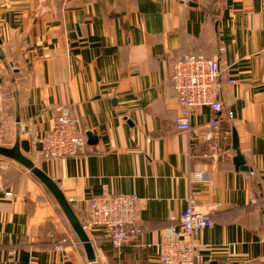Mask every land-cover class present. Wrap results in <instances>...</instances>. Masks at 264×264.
I'll return each instance as SVG.
<instances>
[{
  "label": "crops",
  "instance_id": "1",
  "mask_svg": "<svg viewBox=\"0 0 264 264\" xmlns=\"http://www.w3.org/2000/svg\"><path fill=\"white\" fill-rule=\"evenodd\" d=\"M183 1L0 0L2 147L29 143L22 154L55 181L97 264H161L166 230L183 239L189 198L212 221L193 237L205 246L198 264H264V0ZM184 54L216 59L221 73L222 112L198 108L188 132L176 129L169 83ZM60 107L97 142L86 138L84 155L45 160ZM227 110L221 144L230 154L215 161L204 126ZM233 131L248 171H235ZM0 171L13 194H0V264H88L48 190L11 160L0 157ZM115 195L137 196L143 230L120 249L87 227L86 201Z\"/></svg>",
  "mask_w": 264,
  "mask_h": 264
},
{
  "label": "built area",
  "instance_id": "2",
  "mask_svg": "<svg viewBox=\"0 0 264 264\" xmlns=\"http://www.w3.org/2000/svg\"><path fill=\"white\" fill-rule=\"evenodd\" d=\"M184 4L197 3L199 0H184ZM218 61L203 56L184 54L175 60L171 66L169 83L172 86L178 106L181 110L176 119V129L188 132L190 117L195 110L208 107L214 112H222L218 98V81L220 77ZM230 83H234L231 81ZM7 103L0 86V146L3 145L1 124L7 111ZM57 117L53 128L44 137L42 142V156L45 160H58L67 157L84 155L87 150L86 138L77 120L68 114L66 108L57 109ZM233 113L224 111L216 116L209 124L205 125L207 140L210 142L209 157L219 160L230 154V149L221 144L225 133L222 132L221 122L232 118ZM4 167V166H2ZM196 181H201V174H197ZM204 181V180H203ZM0 194L4 198H12L11 192H6L0 171ZM137 196L115 195L96 198L86 201L89 228L101 229L104 237L112 248L120 249L128 246L139 234L142 228L137 224L139 209ZM196 202L189 198L187 205L179 219V234L176 230H166V240L160 247L159 262L161 264H198L200 252L204 245L193 240L197 232L210 228L211 219L196 207ZM66 244V239H61L54 244L55 250L60 252ZM13 253V251H12Z\"/></svg>",
  "mask_w": 264,
  "mask_h": 264
},
{
  "label": "water",
  "instance_id": "3",
  "mask_svg": "<svg viewBox=\"0 0 264 264\" xmlns=\"http://www.w3.org/2000/svg\"><path fill=\"white\" fill-rule=\"evenodd\" d=\"M86 138L87 144L90 146L96 144L97 142L96 137L92 133H86ZM232 138V149L236 154L232 160L235 171H248V169L245 167V161L240 155L238 149V139L234 131L232 132ZM29 150V143L27 141H22L12 148L0 146V157L19 164L39 182H41V184L48 190L51 196L54 197L53 199L56 201L71 229L73 230L76 238L82 245L88 264H97L93 245L90 242L84 227L78 221L70 204L65 199L55 181H52L46 174L40 171L29 158L22 154V152L28 153Z\"/></svg>",
  "mask_w": 264,
  "mask_h": 264
},
{
  "label": "rangeland",
  "instance_id": "4",
  "mask_svg": "<svg viewBox=\"0 0 264 264\" xmlns=\"http://www.w3.org/2000/svg\"><path fill=\"white\" fill-rule=\"evenodd\" d=\"M39 184H40V186H42V188L44 189V190H46L44 187H43V185L41 184V182H39ZM47 191V190H46ZM45 191V192H46ZM49 194V193H48ZM49 198H50V200L54 203V204H57L56 203V201L53 199L54 197H52L50 194H49ZM65 220V219H64ZM65 222H66V220H65ZM66 224H67V222H66ZM67 226H69L68 224H67Z\"/></svg>",
  "mask_w": 264,
  "mask_h": 264
}]
</instances>
